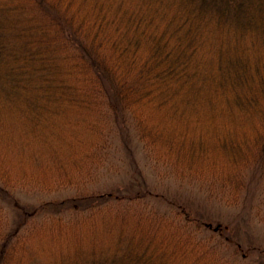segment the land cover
Wrapping results in <instances>:
<instances>
[{
	"label": "trees",
	"instance_id": "obj_1",
	"mask_svg": "<svg viewBox=\"0 0 264 264\" xmlns=\"http://www.w3.org/2000/svg\"><path fill=\"white\" fill-rule=\"evenodd\" d=\"M139 145L222 205L258 178L264 220V0H0V264H264L132 155L112 182Z\"/></svg>",
	"mask_w": 264,
	"mask_h": 264
},
{
	"label": "rangeland",
	"instance_id": "obj_2",
	"mask_svg": "<svg viewBox=\"0 0 264 264\" xmlns=\"http://www.w3.org/2000/svg\"><path fill=\"white\" fill-rule=\"evenodd\" d=\"M130 155L135 158L136 164L146 175L150 186L152 185L158 193L165 195L166 203H169L173 198L180 197L182 198L180 200L184 201V203L194 211L200 210L206 214H211L214 227L222 225L227 229H231L232 227L236 228L241 235L242 241L246 242L247 245L245 246H248V241H251L257 246L264 247L263 214H258L256 211L257 209H255V205L258 204L259 201L256 186L258 178L252 179L249 177L250 186L248 193L240 206H227L209 199L199 186L189 184L188 182L182 183L167 176V171L165 172L164 169H159V167L154 168L153 162L145 158L140 145L136 146L130 154L124 149L121 157L122 160L119 163L114 161V163L117 164L113 168L114 171L118 165L121 166L120 164H124L125 167H123V169H116V172L112 174V182L117 181L123 185L132 179L134 166L131 163L132 158ZM109 178L110 177L107 179ZM27 182H29V184H26V181H20L19 184L16 185V190L15 188L11 189L15 190L16 196L22 204H39L41 201L47 202L59 195L62 196L56 192H47L51 183L43 176L38 175L36 177H29ZM2 200L4 199L2 198ZM3 202L6 204V199ZM249 261L251 264H259L255 255H252Z\"/></svg>",
	"mask_w": 264,
	"mask_h": 264
},
{
	"label": "water",
	"instance_id": "obj_3",
	"mask_svg": "<svg viewBox=\"0 0 264 264\" xmlns=\"http://www.w3.org/2000/svg\"><path fill=\"white\" fill-rule=\"evenodd\" d=\"M216 229H218V227H216Z\"/></svg>",
	"mask_w": 264,
	"mask_h": 264
}]
</instances>
